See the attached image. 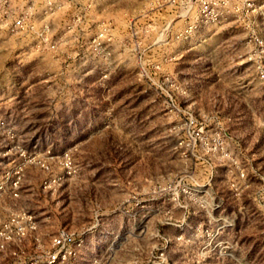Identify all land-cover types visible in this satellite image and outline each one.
Instances as JSON below:
<instances>
[{"label": "rangeland", "instance_id": "rangeland-1", "mask_svg": "<svg viewBox=\"0 0 264 264\" xmlns=\"http://www.w3.org/2000/svg\"><path fill=\"white\" fill-rule=\"evenodd\" d=\"M260 74L264 0H0V217L71 264H264Z\"/></svg>", "mask_w": 264, "mask_h": 264}, {"label": "built area", "instance_id": "built-area-1", "mask_svg": "<svg viewBox=\"0 0 264 264\" xmlns=\"http://www.w3.org/2000/svg\"><path fill=\"white\" fill-rule=\"evenodd\" d=\"M15 24L21 27L19 21ZM260 78L264 75L260 74ZM75 237L73 232L63 229L45 245L37 234L36 220L31 213H11L6 221L0 217V264H71L81 247ZM28 239L33 244L31 253L24 245Z\"/></svg>", "mask_w": 264, "mask_h": 264}]
</instances>
